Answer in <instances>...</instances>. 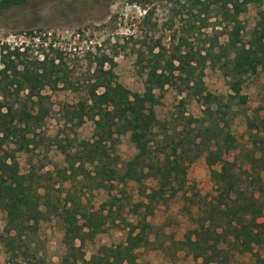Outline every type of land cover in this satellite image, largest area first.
<instances>
[{
  "label": "trees",
  "instance_id": "1",
  "mask_svg": "<svg viewBox=\"0 0 264 264\" xmlns=\"http://www.w3.org/2000/svg\"><path fill=\"white\" fill-rule=\"evenodd\" d=\"M28 1L0 0V16ZM189 3L198 16L208 17L214 10L215 17L228 30L226 40L220 43L215 39L202 45L179 41L170 49L160 44L150 46L147 56H143L146 63L142 66L145 71L140 92L117 82L113 73L115 63L107 56L90 62L91 74L79 84L82 91L74 88L72 71L62 58L56 63L39 62L18 52L13 53V59L10 55L3 57L0 210L5 213V226L0 242L9 264H47L34 242L41 223L52 217L62 229L64 254L60 264H138L135 251L152 245L149 236L153 227L145 218L129 224L125 243L103 247L90 261H84L85 244L103 230L111 210L102 215L101 205L100 209L89 211L76 187L83 184L90 191L110 190L113 183L135 181L141 186L143 180L151 178L157 186L149 193L142 191L153 205L163 200L168 191L183 190L187 168L203 154L215 195L209 200L191 202L199 207L197 225L179 242V250L202 259V264H231L236 254L246 253L253 255L254 264H264V254L253 252L258 246L264 250V90L261 114L256 112L252 118H246V145L239 146L230 131L237 113L233 106L245 105L241 91L246 78L259 74V68L264 69V11H257L246 41L241 35L245 27L239 17L249 4L261 5L264 0ZM205 67L222 74L228 95L206 92L200 71ZM59 86L80 90L78 101L62 109V128L69 125L78 129L86 121L93 123L89 139L66 138L63 145L59 140L63 130L47 138L48 145H54L63 155L65 170L59 171L60 182H68L73 189L66 191L62 199L53 195V173L42 172L45 164L37 166L29 161L27 173L22 174L17 156L39 146L37 130L51 110L43 91H54ZM165 87L193 88L192 94H186L196 97L204 107L203 118L187 121V130L176 137L165 133L166 125L159 121L155 111ZM196 122L194 129H188ZM126 135L135 154L121 163L115 151L119 139ZM236 150L233 160H227L226 156ZM141 205H135V214Z\"/></svg>",
  "mask_w": 264,
  "mask_h": 264
},
{
  "label": "rangeland",
  "instance_id": "2",
  "mask_svg": "<svg viewBox=\"0 0 264 264\" xmlns=\"http://www.w3.org/2000/svg\"><path fill=\"white\" fill-rule=\"evenodd\" d=\"M189 2L190 0H29L23 6L0 16V69L3 57L10 55L13 59L15 52L39 62L56 63L62 58L72 71L74 88L82 91V85L79 84L91 74L90 62L107 56L113 58L115 63L113 73L117 82L133 92H140L145 71L142 66L146 63L144 57L150 46L160 44L170 49L179 41L202 45L215 39L220 43L226 40L228 30L215 17V11L212 10L208 17L205 14L198 16L194 14L195 10L189 8ZM259 9L264 11V3L249 4L239 17L245 27L241 32L244 41L255 24ZM190 13L195 16L192 17ZM142 53L144 55L139 56ZM140 60L142 63H139ZM200 71L206 92L217 96L229 94L226 80L218 70L205 67ZM259 71V74L246 78L241 91L245 96L244 107L233 106V111L237 113L232 119L230 131L239 146L247 143L246 118H252L256 112L261 114L259 108L263 106L264 69L259 68ZM74 88L64 90L59 86L54 91H43L48 96L47 106L51 110L41 129L37 130L36 140L39 146L29 153L17 155L22 174L27 173L29 161L37 166L45 164L42 172L53 173L50 181L53 195L61 199L66 191L73 189L68 182H60L59 171L63 173L65 170L63 155L54 145H48L47 138L63 130L64 134L60 135L59 140L66 145V138L69 141L74 138L89 139L93 132L91 121H86L78 129L69 125L62 128L60 120L63 107L75 104L79 98L80 90ZM187 92L192 94L193 88L165 87L160 92V104L155 111L159 121L166 125L167 135L176 137L187 130V121L194 119L198 122L203 118L204 107L200 100L188 96ZM197 122L192 123L188 129H194ZM115 152L121 163L133 157L135 148L129 142L128 135L119 139ZM236 153L237 150L231 152L226 159L232 161ZM185 180L182 191H168L163 200L153 205L147 202L142 191L149 193L157 186L156 181L151 178L143 180L141 186L135 181L127 184L113 183L110 190L100 188L90 191L83 188V184L78 185L77 195L89 211H96L101 205H104L102 215L111 210L103 230H100L93 241L85 244L82 250L84 261H90L103 247L125 243L129 236V224L134 225L139 219L145 218L153 227L149 236L152 245L135 251L138 264H202V259L193 258L179 250L178 246L197 225L199 207L191 202L196 199L209 200L215 195L204 154L189 165ZM140 203L143 205L136 209L135 214V205ZM4 226L5 213L0 210V236L4 235ZM35 239V247L39 255L45 258V262L60 264L64 247L61 243V224L55 218L41 223ZM253 252L264 254L263 247L259 246ZM0 264H9L1 242ZM231 264H254V258L250 253L236 254Z\"/></svg>",
  "mask_w": 264,
  "mask_h": 264
}]
</instances>
